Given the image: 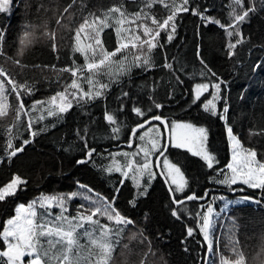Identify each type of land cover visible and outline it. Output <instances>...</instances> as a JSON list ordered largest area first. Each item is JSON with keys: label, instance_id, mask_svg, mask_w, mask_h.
I'll return each instance as SVG.
<instances>
[{"label": "snow or ice", "instance_id": "1", "mask_svg": "<svg viewBox=\"0 0 264 264\" xmlns=\"http://www.w3.org/2000/svg\"><path fill=\"white\" fill-rule=\"evenodd\" d=\"M12 2L13 0H0V13H10ZM133 2L137 4L135 11L129 12L124 0H120V3L100 10L98 15L95 9L89 7L88 0H69L63 7L61 0H23L26 16L40 19L41 23L35 24L29 19L25 20L22 34L11 46L15 49L12 54L5 50L7 29L0 28V57L19 67L21 72L29 67L39 69L41 72L50 68L56 78L57 90L43 100L34 99L36 81L20 82L0 65V128L3 129L5 136L0 162L5 158L11 161L18 153L24 151V146L32 143L36 136L55 127L56 122L64 120L65 114L74 106L80 108L85 115H89L87 107L101 98L106 99L113 84L122 85L124 77L131 79L134 68L147 72L157 67L154 50L164 48V44L160 43L162 33L167 36L166 43L174 39L176 21L180 14L191 12L193 16H198L205 26L215 24L223 29L228 38L225 45L226 55L233 59L237 46L243 45L248 39L244 36L241 25L246 23L252 14L264 11V0H229L228 22L224 23L209 14V7L196 0H138V2L133 0ZM156 5L167 10V15L162 20L154 11ZM53 20L55 27H52ZM110 28L116 34V46L113 50H108L102 39V33ZM65 32L69 34L72 42L73 57L70 66L57 69L55 65L29 66L21 63L20 58L25 51L38 41L47 42L51 50L58 53L60 42L66 40L63 35ZM75 53L84 57L83 65L77 64ZM118 54L120 58L116 59ZM197 58L201 65L199 71L187 73L176 57L169 62L165 55L162 67L170 73L166 85L169 89L168 96L170 99L174 98L176 89L183 88L185 91L182 94L190 97V104L198 111L202 109L203 113L224 122L226 147L231 156L224 167L222 169L214 167L219 164V159L218 152L212 147L210 127H198L194 122L185 121L180 117L164 115V104L158 102L154 95L158 86V82L154 81L146 106L141 98L131 96L121 87L120 95L116 99L119 110L125 114L127 101H131V113L135 114L131 124L118 121L105 105L103 119L110 128V138L119 140L122 129H129L128 147L130 149L135 147L136 150L109 152L112 163L102 171L109 174L120 173L123 177L118 181L120 185L125 184L126 179H131L136 193L128 203L135 208L137 198L147 195L148 187L157 178L158 170L159 176L167 186L171 204L182 206L170 209L172 217L182 220L180 212H184L195 220V228L199 229L198 235L203 238L201 247L207 246V251L200 256L201 264H264V233L260 235V243L256 250L248 254L245 251L246 245H242L238 238L241 225L237 223V218L226 215L232 206L241 202H251L257 207L264 206V128L249 129L250 141L253 137L260 138L256 145L245 147L242 144L228 122L230 104L229 97L224 91L227 82L200 57L199 45ZM260 66L257 64L255 68ZM64 73H70V83L63 80ZM197 76L200 82H194ZM102 77H107V82ZM184 77L188 80L186 81ZM45 79L48 77L45 76ZM85 83L87 90L83 87ZM61 88L63 90H59ZM210 89V97H205L203 102H200ZM13 96L15 103L10 99ZM26 98L32 100L31 105L27 103ZM241 98L243 99V93ZM217 102L223 104L222 110H218ZM182 111L187 114L191 107ZM37 112L39 115H34ZM9 117L11 123H3ZM47 118H52L54 122L44 123ZM155 121L159 122V126L152 123ZM36 124L41 126L34 128ZM145 125H150L147 132L144 131ZM21 128L23 132L20 131ZM89 132L90 125L87 123L82 130L79 127L76 129L75 134L83 144L84 153L83 158L75 161L76 165L91 160L93 154L100 155L96 148L88 143ZM25 133L26 139L22 138ZM146 137L151 144L150 148L143 143ZM137 138L141 143L136 142ZM17 140L20 141L19 146H16ZM170 148L187 149L192 156L199 157L207 169L216 173L214 177L209 176V183L225 186L233 192H244L245 188L232 187L237 184L243 185L247 189L259 190L258 196L244 195L234 201L223 196H213L208 200L209 189L206 188L203 195L192 192L181 168L169 159L167 153ZM64 150L71 151V145ZM118 155L125 158L126 165H121L116 160ZM129 157L140 159L133 160ZM145 177L147 183L142 184L141 180ZM76 184L77 189L68 193L41 192L27 203H16L14 214L3 221L0 230L2 241L0 264H116L114 250L117 246L121 247L123 257L121 264H136L130 260L133 254L141 257L138 264H167L163 254H158V248L154 247L153 240L145 235L143 229H136V221L116 206L119 187L114 186L115 194L106 197L94 192L80 181H76ZM26 188L27 181L19 174L13 173L10 180L0 186V202L5 201L7 197L14 198ZM186 188L189 189L188 192L185 191ZM76 199H79L80 203L75 205L73 213L70 205ZM217 199L224 202L219 211L214 208ZM185 201L203 203H199L193 213L189 208L183 207ZM221 217H224L223 221ZM218 223L221 228L219 237L215 235ZM184 227L187 237L194 238L195 228L186 223ZM187 237L180 243L185 244ZM125 239L128 243H124ZM221 240L225 241L223 248ZM134 241L139 242L140 252L134 253L130 246ZM225 250L228 255H225ZM184 251H189L187 246L184 247Z\"/></svg>", "mask_w": 264, "mask_h": 264}, {"label": "trees", "instance_id": "2", "mask_svg": "<svg viewBox=\"0 0 264 264\" xmlns=\"http://www.w3.org/2000/svg\"><path fill=\"white\" fill-rule=\"evenodd\" d=\"M68 2L69 0H61V7ZM124 2L129 12L137 10V4L133 0H124ZM196 2L209 7V14L216 19L224 23L228 22L229 0H196ZM118 3L120 0H88L89 7L95 9L98 15L100 10ZM154 11L161 20L167 15V10L160 5H156ZM26 19L35 24L41 23L40 19L26 16L23 0H13L10 13H0V28L7 29L8 39L5 43V50L9 54L15 51L11 46L18 41V37L22 34V25ZM78 22L79 13L77 12L76 23ZM176 23L177 30L174 39L170 43H166L167 36L162 33L160 43L164 44V48L154 50V60L157 67L147 72L134 68L131 79L124 77L122 85H112L108 90L109 94L106 99L101 98L87 107L86 111L89 115H85L80 108L74 106L69 113L65 114L64 120L56 122L55 127H51L36 136L32 143L25 145L24 151L18 153L11 161L5 158L0 162V186L9 181L13 173L19 174L27 181L25 191L20 192L14 198L7 197L5 201L0 202V230H2L3 221L14 214L16 203H27L28 200L38 196L41 192L46 194L68 193L76 190V181H80V183L92 188L94 192L110 197L115 194V186L120 188L116 206L136 221V229H143L145 235L153 240L154 247L158 248V254H163L167 264H201L200 256L207 251V247L206 245L201 247L203 238L198 235L199 229L195 228V220L184 212H180L182 220L172 217L170 209L182 206L171 204L167 187L158 174L148 187L147 195L138 197L137 206L133 208L128 203L136 193L131 179H126L125 184L120 185L118 181L123 179L120 173L109 174L102 171L104 167L112 163V157L108 155L109 152H124L129 149L127 143L129 129H122L119 140L110 138V128L103 119L105 105L109 111L114 113L118 121L131 124V121L135 119V114L131 113V101H127V114H125L119 110L116 99L120 95L121 87L128 91L131 96L141 98L146 106L148 94L152 91L154 81L158 82L154 95L158 102L164 104V115L173 118L180 117L185 121L194 122L198 127H210L212 147L214 151L218 152L219 159V164L214 165V167L222 169L228 162L230 153L226 147L227 136L223 128L224 122L203 113L202 109L198 111L195 106L190 104V97L187 94H182L185 91L183 88L176 89L174 98L170 99L168 96L169 89L166 85L170 73L162 67L165 55H167L169 62H172V58L176 57L187 73L194 70L198 72L201 67L197 58L198 45L200 57L227 82L224 91L229 97L230 104L228 122L234 128V132L245 147L256 145L257 140L260 139L253 137L250 141L248 133L250 128L254 130L264 128V11L252 14L249 20L241 25L242 32L248 39L243 45L237 46L236 55L233 59H229L226 55L225 45L228 38L225 36L224 30L217 25L208 24L205 26L200 18L193 16L191 12L180 14ZM52 27H55L54 20ZM63 35H65L66 40L60 42L58 53L53 52L47 42L38 41L25 51L20 58L21 63L29 66L36 64L55 65L57 69L70 66L73 57L72 42L68 33L65 32ZM102 39L108 50L115 48L116 34L114 30L105 29V32L102 33ZM75 58L78 65L84 64V57L79 53H75ZM119 58L118 54L116 59ZM129 60H131V54H129ZM257 64L261 66L255 68ZM0 65L5 67L20 82L28 80L31 83L35 80L34 99L43 100L57 90L56 78L50 68L41 72L39 69L29 67L21 72L19 67L14 66L10 61L6 62L3 57H0ZM45 76L48 79H45ZM102 79L107 82V77H102ZM184 79L188 80L187 77ZM63 80L70 83V73H64ZM194 82H200L199 76ZM190 84L191 82L188 83L189 90ZM83 87L87 90L86 83ZM210 92L211 89L209 93L204 94L200 102H203L205 97H210ZM241 93H243V99ZM10 99L15 103L14 96ZM26 101L31 105V99L26 98ZM187 107H191V111L185 114L182 109ZM217 107L218 110H222L223 104L217 102ZM34 115L38 116L39 112L34 113ZM53 122L52 118H47L44 123ZM3 123H11V117ZM86 123L90 125L88 143L95 147L100 155L93 154L91 160L76 165L75 161L83 158L84 153L82 152L83 144L77 139L75 133L77 127L82 130ZM40 126L36 124L34 128ZM20 131L23 132V128ZM22 138L26 139L27 134L25 133ZM4 140L3 129L0 128V156H3ZM136 142L141 143L138 138ZM15 143L16 146H19L20 141L17 140ZM70 145L71 151L66 152L64 149ZM105 149L108 151L106 152ZM167 155L172 162L181 168L192 192L203 195L206 188L210 190L208 200H211L213 196H223L234 200L244 195L258 196L259 194V190L247 189L242 185L232 187L236 189L245 188L244 192H233L225 186L209 183V176L214 177L216 173L207 169L202 160L185 150L170 148ZM116 160L121 165H126L127 161L121 155H118ZM141 183L146 184L147 178H142ZM185 191L188 192L189 189L186 188ZM79 203V199H76L71 204L73 213L75 205ZM199 203H203V201H185L183 207H187L195 213ZM227 216L237 218V223L241 225L239 233L255 234L264 231V206L257 207V205L250 204L233 206L228 211ZM223 220L221 217V221ZM185 223L195 228L194 238L187 237ZM217 225L216 236L219 237L221 228L219 223ZM129 227L132 228V226ZM185 237H187L186 243L181 244L180 241ZM197 241H201V243H197ZM124 243H128L127 239L124 240ZM224 243L225 241L221 240L222 248ZM130 246L134 253L141 251L138 241L132 242ZM185 246L188 247V252L184 251ZM0 247H2V241H0ZM225 255H228V252ZM114 257L116 264H121L123 257L120 246L114 250ZM140 258L136 254L130 256V260L136 264Z\"/></svg>", "mask_w": 264, "mask_h": 264}, {"label": "rangeland", "instance_id": "3", "mask_svg": "<svg viewBox=\"0 0 264 264\" xmlns=\"http://www.w3.org/2000/svg\"><path fill=\"white\" fill-rule=\"evenodd\" d=\"M46 114V113H45ZM155 125H157V126H159L158 124H155ZM148 128H149V126L147 127V128H145L144 129V131L145 132H147V130H148ZM143 143H145L146 144V146L147 147H151V144L148 142V137H146L145 138V141L143 142ZM176 149V148H175ZM136 149H135V147H133L132 149H128V150H126V151H124V152H128V151H135ZM181 150H185V151H187V149H181ZM188 152V151H187ZM189 154H191L190 152H188ZM141 155H142V153H141ZM192 155V154H191ZM122 156V155H121ZM123 157V156H122ZM195 157V156H194ZM124 158V157H123ZM196 158H198V159H200L199 157H196ZM230 158H231V156H230ZM125 159V158H124ZM129 159H133V160H139L140 159V157H129ZM127 163V162H126ZM237 185H239V184H237ZM222 186V185H221ZM234 186V185H233ZM243 186V185H242ZM175 187V185H173V188ZM246 187V186H245ZM216 197H220V196H216ZM212 199V198H211ZM227 199V198H226ZM240 199V198H239ZM227 200H230V199H227ZM234 200H238V199H234ZM233 200V201H234ZM223 201H221V200H219V199H217L216 201H215V203H214V208L216 209V211H219L220 210V208L223 206ZM242 204H250V205H254L255 206V204H252L251 202H241L239 205H242ZM235 206H237V205H235ZM233 207V206H232ZM231 207V208H232ZM70 210L71 211H73V209H72V206L70 205ZM230 210V209H229ZM228 213V212H227ZM227 213H226V215H227ZM223 219H224V217H223ZM217 227H218V225H217ZM217 227H216V229H215V235L217 234L216 233V231H217ZM226 228H227V226H225V230H226ZM261 233H264V231H262V232H258V233H255V234H244V233H239V235H238V238H239V240L241 241V244L242 245H246V247H245V251H246V253H248V254H251L254 250H256V248H257V246L259 245V243H260V235H261ZM207 247V246H206ZM226 251V250H225ZM227 252V251H226ZM225 252V253H226ZM229 254V253H228Z\"/></svg>", "mask_w": 264, "mask_h": 264}, {"label": "water", "instance_id": "4", "mask_svg": "<svg viewBox=\"0 0 264 264\" xmlns=\"http://www.w3.org/2000/svg\"><path fill=\"white\" fill-rule=\"evenodd\" d=\"M153 124H159V122L158 121H155V122H152ZM148 126H150V125H145V128H147ZM144 128V129H145ZM167 139V135H165V140ZM157 174H158V176H159V172H158V170H157ZM160 177V176H159ZM162 180H163V178L162 177H160ZM167 187V186H166Z\"/></svg>", "mask_w": 264, "mask_h": 264}]
</instances>
